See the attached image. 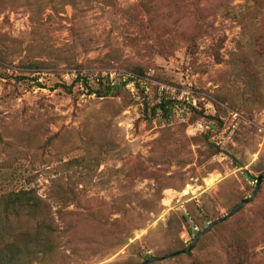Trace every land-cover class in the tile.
<instances>
[{
  "label": "rangeland",
  "instance_id": "obj_1",
  "mask_svg": "<svg viewBox=\"0 0 264 264\" xmlns=\"http://www.w3.org/2000/svg\"><path fill=\"white\" fill-rule=\"evenodd\" d=\"M141 3L157 0H0V58L12 59L0 60V197L34 188L56 212L61 186L80 197L66 211L103 204L129 238L117 249L91 220H57L65 233L43 264H132L133 244L166 257L250 199L257 183L246 173L264 172V0H206L209 27L195 59L182 46L162 54L135 29ZM137 68L140 89L113 97L90 95L76 80L118 84ZM163 98L176 101L174 115L145 121L144 101ZM263 208L264 183L194 254L226 264L232 233L262 243L253 225ZM37 232L27 217L0 221V244L26 245ZM258 252L264 257V244Z\"/></svg>",
  "mask_w": 264,
  "mask_h": 264
},
{
  "label": "trees",
  "instance_id": "obj_2",
  "mask_svg": "<svg viewBox=\"0 0 264 264\" xmlns=\"http://www.w3.org/2000/svg\"><path fill=\"white\" fill-rule=\"evenodd\" d=\"M205 2L206 0H157V3L151 6L141 3L135 8L134 13L136 15L132 17L133 26L135 29L140 30L143 35L152 36L162 54H170L172 50H177L179 46H182L195 59L199 52V42L205 35L206 28L209 27L207 26L209 10L205 6ZM187 25L192 28L191 31L185 29ZM262 41L264 44V39ZM9 57L11 56L5 55L0 60L2 63L12 60ZM32 66L39 70L38 64H33ZM143 78L144 71L137 68L133 70L132 75L127 81L121 80L118 84L112 83L109 77L100 78L94 80V83H89L88 80L81 77V73H79L76 80L89 90L90 95H95L98 98H107L118 95L129 83H134L140 89L139 82ZM63 88L71 92L70 87V89L66 86ZM144 105L143 114L144 118H146L144 120L152 122L159 117L169 120L174 115L177 103L171 99L163 98L160 103L156 104L144 101ZM193 110L197 112V109ZM199 115L203 116V113H199ZM218 154H220V151L217 150L214 155ZM260 176L255 179L246 173V177L248 179L253 178L254 182H258ZM263 183L264 180L260 188ZM53 198L62 206V209L56 212L49 201L41 197L39 192L34 188L12 191L0 197L1 222L9 223L12 219L27 217L34 220L38 226L37 234L26 245L19 246L12 241L3 245L0 244V264H43L44 258L47 255H52L58 251L60 234L65 233V230L61 232L57 220H63L64 223H68L67 219L74 217H82L85 220L95 222L105 232L103 238H113V241L117 244V249H122L129 245V238L125 237L124 239V233L117 229L116 222L110 223L108 216L107 218L104 217L103 204L86 210L82 209V212L66 211L65 209L68 208V205L79 207L80 197L73 191L68 192V189L65 190L61 186H58L54 191ZM59 215L61 219H57ZM259 218L260 224L254 222L253 226L263 231L261 237L262 243L258 244V239H255L253 236L242 237L241 235L232 233L223 248L226 264H264V257L258 252L259 246L264 244V208L259 213ZM216 221L218 220H211L212 224ZM68 228H70V232L73 230L71 224L68 225ZM68 228L67 232H69ZM167 232L169 233V229H167ZM208 237H204L203 239ZM176 244L179 245L180 250L177 252L173 251L174 249L169 250L167 256L162 257L166 258L164 261L179 262L186 258L190 260L191 264H213L190 251L192 245L186 247L180 242ZM129 251L132 255L136 256L132 264H143L152 258L159 259L158 257L147 255L138 244L130 245ZM164 261L157 260L152 264H163Z\"/></svg>",
  "mask_w": 264,
  "mask_h": 264
},
{
  "label": "water",
  "instance_id": "obj_3",
  "mask_svg": "<svg viewBox=\"0 0 264 264\" xmlns=\"http://www.w3.org/2000/svg\"><path fill=\"white\" fill-rule=\"evenodd\" d=\"M263 180H264V173L260 176L259 181L257 182L258 185H257V187H256V191L254 192L253 196H252L250 199H246V200H244L240 205H238V206L234 209V211H233L228 217L216 221L215 223L211 224V225H210V226H209V227H208L203 233L199 234V235L196 237V239L194 240V243L192 244V246L190 247V251H193L194 248L196 247V245L198 244L199 240H200L202 237H204L205 235H207V234H208V233H209L214 227H216L217 225H219V224H221V223L227 221L228 219L234 217L236 214L239 213V211H240L243 207H245L246 205L250 204V203L255 199V197L257 196L258 191H259V188H260V185H261V183H262ZM157 260H159V261H164V260H166V258H159V259H157V258H152V259H150L149 261H147V262H145V263H143V264H152L153 262H155V261H157Z\"/></svg>",
  "mask_w": 264,
  "mask_h": 264
},
{
  "label": "built area",
  "instance_id": "obj_4",
  "mask_svg": "<svg viewBox=\"0 0 264 264\" xmlns=\"http://www.w3.org/2000/svg\"><path fill=\"white\" fill-rule=\"evenodd\" d=\"M112 76V78H114V75H111ZM68 78H69V75H68ZM129 78H130V75H129ZM128 78V79H129ZM128 79H125L124 81H127ZM131 86H134V83H129L128 84V87H131ZM257 183V182H256Z\"/></svg>",
  "mask_w": 264,
  "mask_h": 264
},
{
  "label": "bare ground",
  "instance_id": "obj_5",
  "mask_svg": "<svg viewBox=\"0 0 264 264\" xmlns=\"http://www.w3.org/2000/svg\"><path fill=\"white\" fill-rule=\"evenodd\" d=\"M166 203H167V205H170V203H172V202L171 201H167Z\"/></svg>",
  "mask_w": 264,
  "mask_h": 264
}]
</instances>
